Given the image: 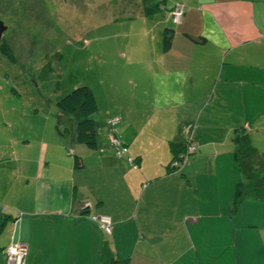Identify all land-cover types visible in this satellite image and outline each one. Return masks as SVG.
<instances>
[{"label":"crops","instance_id":"1","mask_svg":"<svg viewBox=\"0 0 264 264\" xmlns=\"http://www.w3.org/2000/svg\"><path fill=\"white\" fill-rule=\"evenodd\" d=\"M136 1L123 75L101 98L92 87L97 146L71 126L54 147L22 136L12 146L24 153L0 156V264L12 240L25 242L24 264H102L104 249L127 264H264V199L240 197L264 166V0ZM109 117L127 153L110 145ZM189 138L196 151L170 169ZM91 214L109 215L113 231Z\"/></svg>","mask_w":264,"mask_h":264},{"label":"rangeland","instance_id":"2","mask_svg":"<svg viewBox=\"0 0 264 264\" xmlns=\"http://www.w3.org/2000/svg\"><path fill=\"white\" fill-rule=\"evenodd\" d=\"M135 3L0 0V156L24 153L19 143L12 146L22 136L34 149L41 142L54 147L58 131L74 126V116L61 113L56 100L79 85L101 98L112 78L119 80L118 53L129 41L127 15L136 13ZM102 115L98 106L90 118L99 122Z\"/></svg>","mask_w":264,"mask_h":264},{"label":"trees","instance_id":"3","mask_svg":"<svg viewBox=\"0 0 264 264\" xmlns=\"http://www.w3.org/2000/svg\"><path fill=\"white\" fill-rule=\"evenodd\" d=\"M170 43L169 36H165L164 45ZM0 48L4 49L5 45L1 44ZM57 109L64 114L73 115L76 119L74 125V139L86 145L89 148H95L98 144L99 126L100 124L90 118L98 109L96 97L89 86L79 85L69 92L58 98L55 102ZM108 119V118H107ZM106 119V121H107ZM236 143L239 153L244 159L249 158L256 152L255 147L252 146L251 140L246 134H238ZM180 152L176 153L172 160H178L180 157L186 155V145L179 143L177 145ZM175 147V146H174ZM188 156V155H187ZM170 161V163L172 162ZM183 158L179 159L177 167H169L172 170H178L183 163ZM241 196L258 197L264 199V166L260 168L259 172L255 173L251 180L245 184L240 193ZM102 264H127V260L119 259L118 257L106 252L105 249L101 254Z\"/></svg>","mask_w":264,"mask_h":264},{"label":"built area","instance_id":"4","mask_svg":"<svg viewBox=\"0 0 264 264\" xmlns=\"http://www.w3.org/2000/svg\"><path fill=\"white\" fill-rule=\"evenodd\" d=\"M169 14L175 23H179L182 20L184 11L180 4H176L169 10ZM119 121L120 119L118 117H109L106 121V125L109 127V143L116 150L118 155L128 152L126 145L120 140L117 134V125ZM189 131L190 125H186L184 127L185 134H188ZM196 149L197 145L189 138L186 147V155H181L179 157H182L185 161L187 155L194 153ZM179 159L172 160V162L170 163V167H177L180 163ZM131 160L132 159H130V161ZM89 207V204L84 203L81 207V210L84 211ZM85 217L91 222H94L105 233H111L113 231V222L109 215L91 214L85 215ZM3 254L4 264H24V258L26 255V244L22 240H12L10 243H8V245L4 247Z\"/></svg>","mask_w":264,"mask_h":264},{"label":"water","instance_id":"5","mask_svg":"<svg viewBox=\"0 0 264 264\" xmlns=\"http://www.w3.org/2000/svg\"><path fill=\"white\" fill-rule=\"evenodd\" d=\"M5 29V27L2 25V23L0 22V37H1V34L3 32V30Z\"/></svg>","mask_w":264,"mask_h":264}]
</instances>
